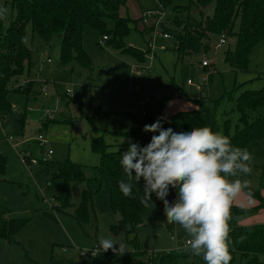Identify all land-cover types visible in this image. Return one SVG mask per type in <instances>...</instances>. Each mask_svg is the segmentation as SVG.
<instances>
[{"label":"rangeland","instance_id":"obj_1","mask_svg":"<svg viewBox=\"0 0 264 264\" xmlns=\"http://www.w3.org/2000/svg\"><path fill=\"white\" fill-rule=\"evenodd\" d=\"M123 1L119 16L129 20V30L122 37L115 36L112 19L105 20L109 34L104 35L108 40L103 44L99 31L83 28L87 62L76 59L64 64L59 35L45 43L30 27L27 29L33 64L16 83L12 82L7 96L11 107L0 112V154L5 157V172L0 174V229L10 219L29 221L10 240L0 238V264H138L146 258L160 264L178 252L177 248L188 249L185 230L167 222L164 204L156 196L146 206L143 224L134 233H128V227L119 223L108 194L99 190L96 181L74 184L70 205L62 208L57 196L65 183L57 175L59 168L67 160L87 170L98 166L101 156L94 144L100 139L110 150L122 147L124 139L120 135L138 130L144 118L143 103L156 87L184 88V96L164 107V116L197 112L208 127L213 130L217 126L224 136L233 135L239 124V97L247 90L264 87L263 43L250 52L246 71H236L225 61V52L235 48L234 36H225L226 44L216 48L221 36L211 35L209 42L205 41L208 48L198 55L179 59L174 51L173 35L164 28L176 30L178 27L175 29L171 22L178 15L181 19L200 20L201 14L211 18L216 0L205 9H198L189 0H174L164 9L162 18L155 14L162 12L157 0ZM4 7L1 3L0 8ZM175 7L182 9L180 14ZM5 8L3 21L8 25L12 9ZM156 20L160 21L157 25ZM239 24L237 21V28ZM162 28L170 38H164ZM180 31L181 27L176 30ZM204 58L211 61L207 68L201 65ZM188 80L193 83L190 87L185 85ZM31 81L35 82L33 91L23 94L21 90ZM39 135L44 141L39 142ZM251 156L252 173L239 177L248 181L249 188L241 192L231 208L232 220L233 207L256 209L242 217L238 225L243 227L264 224V139L252 146ZM25 157L31 162L26 163ZM87 187L94 195L88 206L89 219L81 225L74 216ZM137 190L142 196L143 190ZM110 236L123 242V252L111 259L103 253L88 257L100 239ZM179 252L191 255L183 264H206L202 256L190 250ZM245 262L244 257L236 255L234 264Z\"/></svg>","mask_w":264,"mask_h":264},{"label":"trees","instance_id":"obj_2","mask_svg":"<svg viewBox=\"0 0 264 264\" xmlns=\"http://www.w3.org/2000/svg\"><path fill=\"white\" fill-rule=\"evenodd\" d=\"M164 11L174 0H157ZM198 9L207 8L212 0H189ZM5 7L10 6L12 17L8 25H5L3 17H0V112L4 113L11 106L7 99L12 82L22 77L32 66V51L27 44V29L33 32L45 42L49 43L53 35L61 37L62 62L73 60L87 62L88 55L82 46V32L84 27H91L99 31L102 36L109 34L105 20L112 19L115 23L114 34L120 38L129 30V20L119 16V10L124 4L123 0H0ZM4 7V8H5ZM180 14L182 9L175 7ZM237 21L240 22L237 28ZM171 25L181 27L180 32L164 28L169 31L175 40L174 51L179 59L185 56L198 55L208 48L211 35L236 37L233 51L225 52V61L236 71L248 70V57L252 49L259 43L264 44V0H216V8L211 18L201 14V19L188 17L181 19L179 15L171 22ZM164 33H167L163 30ZM172 32V33H171ZM169 34V33H168ZM117 43V42H116ZM144 61L143 56L141 58ZM256 78L251 82H255ZM252 83V84H253ZM35 87V82H29L21 91L30 94ZM171 100H162L154 103L149 109L148 115L139 123L137 131L121 134L124 144L118 150L108 149L107 143L100 139L94 144L95 151L100 153L101 163L90 167L88 170L65 161L61 164L58 177L65 183L64 190L57 196L61 207L69 206L70 193L74 184L91 181L99 184V190L109 196L112 212L119 215V223L128 227V233H134L143 224L146 206L141 203V195L137 188L143 190V179L136 184L132 181V196L126 197L119 189L121 180L127 181V177L120 165L121 153L126 151L129 144L134 142L141 146L147 145L153 135L158 133H146L142 129L146 124L154 123L158 118L162 120L163 128H172L175 132L190 131L194 127L207 126L204 118L197 112H179L169 119H163L164 107ZM219 105V103H217ZM237 109L240 113L239 124L233 135L226 133L233 146L247 148L251 154L252 146L264 139V87L259 90L245 91L237 101ZM213 132H219L217 126ZM25 162L30 163L29 157ZM5 172V157L0 154V174ZM264 175V169H263ZM83 198L79 208L76 209L75 219L82 225L89 219V204L93 199L90 187L83 190ZM152 196H155L153 194ZM177 198V190L170 189L168 201L174 202ZM235 218L232 220L234 230L229 233L228 247L232 259L240 254L246 259L245 264H264V224L253 226H239L242 217L253 214L256 209L245 210L233 207ZM28 219L7 220L0 229V238L10 240L13 235L21 230ZM116 231V227L112 228ZM243 237V239H242ZM133 243H136L135 241ZM190 254L175 252L163 259L160 264H183V260L190 258ZM138 264H152L145 259Z\"/></svg>","mask_w":264,"mask_h":264},{"label":"clouds","instance_id":"obj_3","mask_svg":"<svg viewBox=\"0 0 264 264\" xmlns=\"http://www.w3.org/2000/svg\"><path fill=\"white\" fill-rule=\"evenodd\" d=\"M6 12L0 8V17ZM142 130L158 135L145 146L132 142L121 153L120 165L127 181L119 182L120 191L131 197L132 181L139 184L143 179L141 203L148 206L155 194L164 204L167 222L179 224L189 237L188 249L177 248L178 252L190 250L202 256L206 264H230L231 208L249 188L240 175H250L253 170L248 149L233 146L229 137L208 126L175 132L163 128L158 118ZM170 189L177 190V198L171 203L167 199ZM251 195L249 191V198ZM99 247L117 253L123 252L124 244L110 236L100 239Z\"/></svg>","mask_w":264,"mask_h":264},{"label":"built area","instance_id":"obj_4","mask_svg":"<svg viewBox=\"0 0 264 264\" xmlns=\"http://www.w3.org/2000/svg\"><path fill=\"white\" fill-rule=\"evenodd\" d=\"M163 10L162 12H156L155 14L160 16V18L163 17ZM148 17L151 16V13H148L147 14ZM161 20V19H160ZM160 21H157L156 20V25L159 23ZM171 35L168 34V33H164V38H170ZM108 40V38L106 36H103L102 38V41L100 44H103L104 41ZM226 44V39H225V35L221 36L220 40H219V44H217L215 47H219L221 45H224ZM46 62L49 64L51 63V60L50 59H47ZM44 60L42 61V63H46ZM201 65L204 67V68H207L211 65V61L210 60H206L204 58V60L202 61ZM187 86H192L193 83L192 81L188 80L186 82ZM184 96V88L182 86H165V87H156L155 90H154V94H151L150 97L143 103L144 104V109H143V116L146 117L148 115V112H149V109L151 107L152 104L154 103H159L160 101L166 99V100H173V99H178L180 97ZM38 140L39 142L41 141H44V138L39 135L38 136ZM52 152L49 151L48 154H51ZM37 162L34 161L33 164H36ZM185 246H188L187 245V241L185 243ZM100 253H103L105 254L108 259H111L113 255L117 254V253H114L112 250H108V251H102V249L97 246L96 249H94L92 252H90L88 254V257H96L98 254ZM80 256L81 257H85L86 254L85 253H80Z\"/></svg>","mask_w":264,"mask_h":264},{"label":"crops","instance_id":"obj_5","mask_svg":"<svg viewBox=\"0 0 264 264\" xmlns=\"http://www.w3.org/2000/svg\"><path fill=\"white\" fill-rule=\"evenodd\" d=\"M162 117H163V119H169V118H171L172 116H170V117L164 116V115H163V112H162Z\"/></svg>","mask_w":264,"mask_h":264}]
</instances>
